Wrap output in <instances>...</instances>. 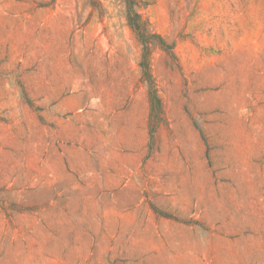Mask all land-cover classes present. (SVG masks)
Here are the masks:
<instances>
[{
	"label": "rangeland",
	"instance_id": "374dc122",
	"mask_svg": "<svg viewBox=\"0 0 264 264\" xmlns=\"http://www.w3.org/2000/svg\"><path fill=\"white\" fill-rule=\"evenodd\" d=\"M0 264H264V0H0Z\"/></svg>",
	"mask_w": 264,
	"mask_h": 264
},
{
	"label": "trees",
	"instance_id": "16d2710c",
	"mask_svg": "<svg viewBox=\"0 0 264 264\" xmlns=\"http://www.w3.org/2000/svg\"><path fill=\"white\" fill-rule=\"evenodd\" d=\"M134 16H135V18H136L138 15L135 14ZM132 21H134V22H132V24H133L132 26L135 27V28L137 29V26H136V24H135V23H136L135 20H132ZM138 31H139V30H138ZM138 33H140V32H138ZM139 36H140L141 41H143V42H147V39H146V37L144 36V34H141V33H140Z\"/></svg>",
	"mask_w": 264,
	"mask_h": 264
}]
</instances>
